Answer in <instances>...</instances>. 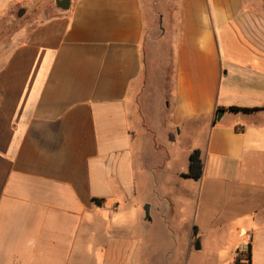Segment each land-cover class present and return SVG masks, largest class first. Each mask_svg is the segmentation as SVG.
Here are the masks:
<instances>
[{
  "label": "crops",
  "instance_id": "obj_1",
  "mask_svg": "<svg viewBox=\"0 0 264 264\" xmlns=\"http://www.w3.org/2000/svg\"><path fill=\"white\" fill-rule=\"evenodd\" d=\"M57 1L0 0V264H264V0L174 1L170 101L151 1Z\"/></svg>",
  "mask_w": 264,
  "mask_h": 264
},
{
  "label": "rangeland",
  "instance_id": "obj_2",
  "mask_svg": "<svg viewBox=\"0 0 264 264\" xmlns=\"http://www.w3.org/2000/svg\"><path fill=\"white\" fill-rule=\"evenodd\" d=\"M152 2V18L145 1L147 32L143 43L153 90L169 100L174 80L173 14L176 0H148ZM148 10V11H147ZM152 19V21H151ZM196 248V245H195ZM223 259H208L196 254L189 264H223Z\"/></svg>",
  "mask_w": 264,
  "mask_h": 264
},
{
  "label": "trees",
  "instance_id": "obj_3",
  "mask_svg": "<svg viewBox=\"0 0 264 264\" xmlns=\"http://www.w3.org/2000/svg\"><path fill=\"white\" fill-rule=\"evenodd\" d=\"M231 112L238 113V112H244V113H251L256 112L261 109H243L238 107H230L228 109ZM220 111V110H218ZM185 178H191L194 180H200L203 176V162L201 159L200 151L196 150L194 151L190 156V165H189V171L188 173L183 175ZM247 263H250V256L247 258ZM236 263L240 264L241 259L237 257Z\"/></svg>",
  "mask_w": 264,
  "mask_h": 264
},
{
  "label": "water",
  "instance_id": "obj_4",
  "mask_svg": "<svg viewBox=\"0 0 264 264\" xmlns=\"http://www.w3.org/2000/svg\"><path fill=\"white\" fill-rule=\"evenodd\" d=\"M57 5L63 10H69L71 6V0H59L57 1ZM223 114H224V111L220 110L218 114V120L221 119ZM146 212H147V209H146Z\"/></svg>",
  "mask_w": 264,
  "mask_h": 264
}]
</instances>
